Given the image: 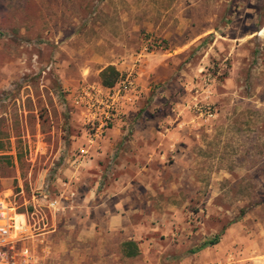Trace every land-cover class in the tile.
Here are the masks:
<instances>
[{"label": "rangeland", "instance_id": "1", "mask_svg": "<svg viewBox=\"0 0 264 264\" xmlns=\"http://www.w3.org/2000/svg\"><path fill=\"white\" fill-rule=\"evenodd\" d=\"M0 155L43 264H264V0H0Z\"/></svg>", "mask_w": 264, "mask_h": 264}, {"label": "built area", "instance_id": "2", "mask_svg": "<svg viewBox=\"0 0 264 264\" xmlns=\"http://www.w3.org/2000/svg\"><path fill=\"white\" fill-rule=\"evenodd\" d=\"M59 206V201L51 204L53 209L60 210ZM44 232L31 224L29 215L20 212L11 197H0V264H43L34 244Z\"/></svg>", "mask_w": 264, "mask_h": 264}, {"label": "trees", "instance_id": "3", "mask_svg": "<svg viewBox=\"0 0 264 264\" xmlns=\"http://www.w3.org/2000/svg\"><path fill=\"white\" fill-rule=\"evenodd\" d=\"M100 79H101V84L105 88H115L116 85L120 82L121 80V73L120 71L117 70L115 66H109L105 68L101 74H100ZM3 158L2 155H0V159ZM219 238H215L209 242H206L203 244L200 249L208 248L211 246H214L218 244ZM140 253L138 244L135 241H126L123 244V255L127 258H134L138 256Z\"/></svg>", "mask_w": 264, "mask_h": 264}, {"label": "crops", "instance_id": "4", "mask_svg": "<svg viewBox=\"0 0 264 264\" xmlns=\"http://www.w3.org/2000/svg\"><path fill=\"white\" fill-rule=\"evenodd\" d=\"M121 218H123V216H117V217L115 216L112 218L110 225L113 229L119 227V224H121V220H122Z\"/></svg>", "mask_w": 264, "mask_h": 264}]
</instances>
